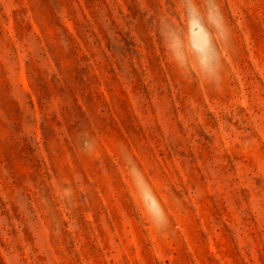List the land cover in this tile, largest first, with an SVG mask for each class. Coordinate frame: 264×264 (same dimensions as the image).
<instances>
[{
  "label": "rangeland",
  "instance_id": "rangeland-1",
  "mask_svg": "<svg viewBox=\"0 0 264 264\" xmlns=\"http://www.w3.org/2000/svg\"><path fill=\"white\" fill-rule=\"evenodd\" d=\"M213 5L210 73L186 0H0V264H264V0Z\"/></svg>",
  "mask_w": 264,
  "mask_h": 264
},
{
  "label": "clouds",
  "instance_id": "clouds-1",
  "mask_svg": "<svg viewBox=\"0 0 264 264\" xmlns=\"http://www.w3.org/2000/svg\"><path fill=\"white\" fill-rule=\"evenodd\" d=\"M187 35L184 40L173 36L171 45L175 58L186 63V48L195 54L202 68L214 72L212 52L215 50L214 36L225 31L223 15L218 6H209L210 0H204L205 11L202 12L195 0H186ZM207 21V22H206ZM211 26V27H210ZM212 28H215L214 33ZM140 199L152 222L155 224L165 216L164 206L143 177L137 181Z\"/></svg>",
  "mask_w": 264,
  "mask_h": 264
}]
</instances>
